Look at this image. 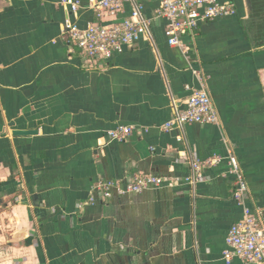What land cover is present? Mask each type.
Instances as JSON below:
<instances>
[{
	"label": "crops",
	"instance_id": "0c3cea01",
	"mask_svg": "<svg viewBox=\"0 0 264 264\" xmlns=\"http://www.w3.org/2000/svg\"><path fill=\"white\" fill-rule=\"evenodd\" d=\"M61 1L0 0V264H243L222 259L243 214L225 163L204 170L194 187L79 205L98 181L183 178L191 157L230 147L249 188L246 204L264 214V46L254 47L245 30L250 1L220 0L236 15L200 23L184 55L167 45L158 3L147 0L155 50L141 41L92 65L69 53L65 21L110 26L131 6L98 19L91 0H78L81 9L67 17ZM194 70L220 122L164 132L172 103L182 108L185 86H198ZM120 125L136 130L109 142L107 132Z\"/></svg>",
	"mask_w": 264,
	"mask_h": 264
},
{
	"label": "built area",
	"instance_id": "2783aa9c",
	"mask_svg": "<svg viewBox=\"0 0 264 264\" xmlns=\"http://www.w3.org/2000/svg\"><path fill=\"white\" fill-rule=\"evenodd\" d=\"M147 0H91L87 9L92 10L98 19L104 14L116 15L123 10L125 4L131 6L130 15L120 21L104 26L101 23H88L80 28L69 19L65 21L63 35L69 47V53H78L87 65L98 61H108L113 56L121 54L126 48L144 41L155 50L153 38V20L144 13V3ZM158 8L155 18L165 21L163 30L166 43L175 47L186 55L189 46L185 38L193 40L200 23L210 22L236 15L235 7L220 0H156ZM61 6L67 17L75 15L81 9L78 0H62ZM193 74L198 79V86H185L190 95L180 108L172 103V117L162 125L164 132L173 129L182 130L191 124L218 125L219 114L206 89L205 78L199 71ZM136 129L131 126H117L107 132L109 142L123 143ZM180 141V140H178ZM225 163L227 174L233 177V200L242 208V217L231 225L226 236V248L222 252V259L231 263L234 259L243 264H264V214L259 209L252 210L247 204L249 188L237 156L230 147L225 148L224 155H213L206 159L191 157L189 159L190 172L183 178L173 176H157L136 173L128 181L106 179L98 181L91 189L86 202L79 206L104 202L113 194L145 192L150 187L162 189L173 188L181 183L196 186L202 181L203 171Z\"/></svg>",
	"mask_w": 264,
	"mask_h": 264
},
{
	"label": "trees",
	"instance_id": "16d2710c",
	"mask_svg": "<svg viewBox=\"0 0 264 264\" xmlns=\"http://www.w3.org/2000/svg\"><path fill=\"white\" fill-rule=\"evenodd\" d=\"M250 1V19L245 23V30L254 38V47L264 46V0Z\"/></svg>",
	"mask_w": 264,
	"mask_h": 264
},
{
	"label": "water",
	"instance_id": "95a60500",
	"mask_svg": "<svg viewBox=\"0 0 264 264\" xmlns=\"http://www.w3.org/2000/svg\"><path fill=\"white\" fill-rule=\"evenodd\" d=\"M11 126H13V124ZM36 134H37L36 130H14L12 132L13 136H31Z\"/></svg>",
	"mask_w": 264,
	"mask_h": 264
}]
</instances>
